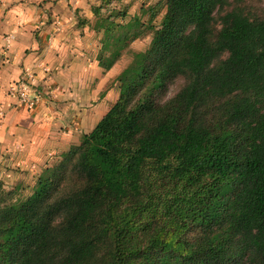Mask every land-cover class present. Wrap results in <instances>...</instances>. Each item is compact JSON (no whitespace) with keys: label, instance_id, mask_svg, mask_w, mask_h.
I'll use <instances>...</instances> for the list:
<instances>
[{"label":"trees","instance_id":"trees-1","mask_svg":"<svg viewBox=\"0 0 264 264\" xmlns=\"http://www.w3.org/2000/svg\"><path fill=\"white\" fill-rule=\"evenodd\" d=\"M164 3L92 130L25 198L0 176V264H264V14ZM93 12L108 69L145 23Z\"/></svg>","mask_w":264,"mask_h":264},{"label":"crops","instance_id":"crops-1","mask_svg":"<svg viewBox=\"0 0 264 264\" xmlns=\"http://www.w3.org/2000/svg\"><path fill=\"white\" fill-rule=\"evenodd\" d=\"M92 5L89 0H0V174L36 179L117 99L115 80L102 97L99 91L129 61L124 49L108 70L100 67L102 30L94 28ZM24 69L53 88L32 113L14 108L6 90ZM93 81L96 90L89 88Z\"/></svg>","mask_w":264,"mask_h":264},{"label":"rangeland","instance_id":"rangeland-1","mask_svg":"<svg viewBox=\"0 0 264 264\" xmlns=\"http://www.w3.org/2000/svg\"><path fill=\"white\" fill-rule=\"evenodd\" d=\"M89 1L93 3L94 6L93 5L92 6L94 8L99 9L100 13L105 14V15H111V19L115 21L125 22L133 15H138L140 20L145 23L144 26L138 30L139 35H137L135 38H131L125 48L124 60L127 59L129 62L132 59V56L135 52L143 51L144 49L147 48V46L149 45L150 39L153 35L154 28H156L159 25L161 18L163 16V13L165 12L164 0H89ZM228 1H229V4L225 8L229 9L234 5H238L245 11V13H248L252 17L261 16L262 14H264V0H228ZM92 11H93V8H92ZM147 24L148 26H146ZM117 32H119L118 29H117ZM99 54H101L100 57L103 58L108 53L100 52L98 53V55ZM108 69H104V70H108ZM115 77L116 76L110 78L109 80H106V83L104 84V86L101 87L102 90L99 91L100 97H102L106 93L107 90L110 91L112 89V86L114 85ZM34 82L37 85L39 83L45 88L52 87V85L49 84L48 82L42 84L40 81H38V78L37 80L35 79L32 81V83ZM13 83H15V81ZM116 83L118 84V82ZM11 84L8 85L6 90H9V87L11 86ZM182 84H183L182 78H177L176 80L169 83L168 91L166 92V95L171 96L172 94H174L181 87ZM96 86H97L96 81H93V83L90 84L89 88L96 90L97 89ZM31 89L33 88L31 87ZM52 89H50L51 90L50 95H53ZM40 95L42 96L43 92H41ZM48 98H49V95L44 94L40 102L30 109L26 108L22 104L19 106L15 105L14 102L12 104L14 108H19V109L22 108L24 109L25 112L32 113L41 104H43ZM93 102L95 101L91 99V102L89 105L90 107ZM0 175H2L3 177L1 178L4 183V188L6 190L12 191L11 196L17 199L25 198L27 194L32 190V187L36 180L30 177V175L26 178H23V181H21L19 178H15V175L13 176L12 173H11V177L7 175L4 176V173L3 174L1 173ZM12 180H14V182H12ZM22 185H26V186H22ZM15 188H18V189H15Z\"/></svg>","mask_w":264,"mask_h":264},{"label":"built area","instance_id":"built-area-1","mask_svg":"<svg viewBox=\"0 0 264 264\" xmlns=\"http://www.w3.org/2000/svg\"><path fill=\"white\" fill-rule=\"evenodd\" d=\"M35 79L36 76L33 71L24 69L15 83L11 84L9 90H7V94L13 98L15 105L19 106L22 104L30 109L40 102L44 94H51L50 89L52 88H45L39 83L38 85L35 82L32 83ZM31 87L33 89H31ZM41 92H43L42 96L40 95Z\"/></svg>","mask_w":264,"mask_h":264},{"label":"clouds","instance_id":"clouds-1","mask_svg":"<svg viewBox=\"0 0 264 264\" xmlns=\"http://www.w3.org/2000/svg\"><path fill=\"white\" fill-rule=\"evenodd\" d=\"M14 11H15V12H17V14H19V11H18V9H14Z\"/></svg>","mask_w":264,"mask_h":264}]
</instances>
